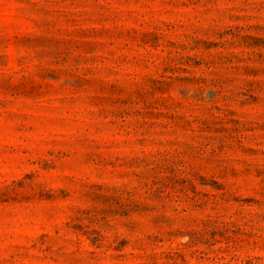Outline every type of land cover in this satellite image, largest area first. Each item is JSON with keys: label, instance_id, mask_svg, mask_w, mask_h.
I'll return each mask as SVG.
<instances>
[{"label": "rangeland", "instance_id": "rangeland-1", "mask_svg": "<svg viewBox=\"0 0 264 264\" xmlns=\"http://www.w3.org/2000/svg\"><path fill=\"white\" fill-rule=\"evenodd\" d=\"M0 264H264V0H0Z\"/></svg>", "mask_w": 264, "mask_h": 264}]
</instances>
